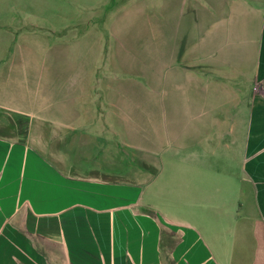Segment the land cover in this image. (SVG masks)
<instances>
[{
    "label": "crops",
    "instance_id": "crops-1",
    "mask_svg": "<svg viewBox=\"0 0 264 264\" xmlns=\"http://www.w3.org/2000/svg\"><path fill=\"white\" fill-rule=\"evenodd\" d=\"M163 5L145 116L0 59V264H264V0Z\"/></svg>",
    "mask_w": 264,
    "mask_h": 264
},
{
    "label": "rangeland",
    "instance_id": "rangeland-1",
    "mask_svg": "<svg viewBox=\"0 0 264 264\" xmlns=\"http://www.w3.org/2000/svg\"><path fill=\"white\" fill-rule=\"evenodd\" d=\"M163 12V0H0L1 63L17 64L23 56L33 62L36 52L38 85L53 74L60 98L72 91L75 97H89L86 108L117 106L124 121L134 110L145 116L147 97H169L165 90L171 89L162 84L168 73L162 35L153 36L162 33L156 19ZM153 47L159 51L155 63ZM47 86L50 91L52 85ZM251 91L258 94L260 88ZM122 127L124 139L132 140L130 127ZM145 128L135 134L140 144L147 142ZM129 149L123 147L124 156H130Z\"/></svg>",
    "mask_w": 264,
    "mask_h": 264
}]
</instances>
